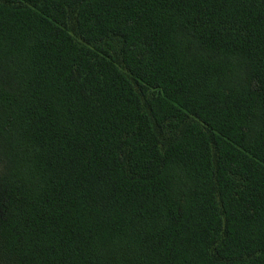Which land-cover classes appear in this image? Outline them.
Returning a JSON list of instances; mask_svg holds the SVG:
<instances>
[{
	"label": "trees",
	"instance_id": "trees-1",
	"mask_svg": "<svg viewBox=\"0 0 264 264\" xmlns=\"http://www.w3.org/2000/svg\"><path fill=\"white\" fill-rule=\"evenodd\" d=\"M0 264H264V0H0Z\"/></svg>",
	"mask_w": 264,
	"mask_h": 264
}]
</instances>
